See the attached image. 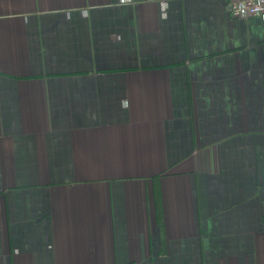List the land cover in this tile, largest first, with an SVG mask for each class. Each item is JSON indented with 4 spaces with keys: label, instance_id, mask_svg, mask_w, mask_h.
Segmentation results:
<instances>
[{
    "label": "crops",
    "instance_id": "obj_1",
    "mask_svg": "<svg viewBox=\"0 0 264 264\" xmlns=\"http://www.w3.org/2000/svg\"><path fill=\"white\" fill-rule=\"evenodd\" d=\"M0 264H264V17L0 0Z\"/></svg>",
    "mask_w": 264,
    "mask_h": 264
},
{
    "label": "built area",
    "instance_id": "obj_2",
    "mask_svg": "<svg viewBox=\"0 0 264 264\" xmlns=\"http://www.w3.org/2000/svg\"><path fill=\"white\" fill-rule=\"evenodd\" d=\"M229 7L236 18L264 17V0H229Z\"/></svg>",
    "mask_w": 264,
    "mask_h": 264
}]
</instances>
